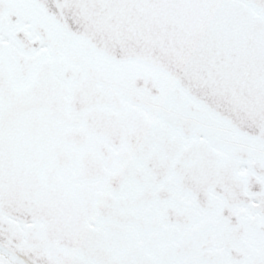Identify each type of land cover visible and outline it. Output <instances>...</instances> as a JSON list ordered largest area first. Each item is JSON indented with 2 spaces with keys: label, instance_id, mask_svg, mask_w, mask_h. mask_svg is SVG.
<instances>
[{
  "label": "snow or ice",
  "instance_id": "6c2138e0",
  "mask_svg": "<svg viewBox=\"0 0 264 264\" xmlns=\"http://www.w3.org/2000/svg\"><path fill=\"white\" fill-rule=\"evenodd\" d=\"M0 264H264V0H0Z\"/></svg>",
  "mask_w": 264,
  "mask_h": 264
}]
</instances>
